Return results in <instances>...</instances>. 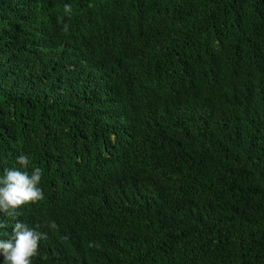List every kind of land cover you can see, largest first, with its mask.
<instances>
[{
	"label": "trees",
	"instance_id": "obj_1",
	"mask_svg": "<svg viewBox=\"0 0 264 264\" xmlns=\"http://www.w3.org/2000/svg\"><path fill=\"white\" fill-rule=\"evenodd\" d=\"M8 168L32 264H264V0H0Z\"/></svg>",
	"mask_w": 264,
	"mask_h": 264
},
{
	"label": "clouds",
	"instance_id": "obj_2",
	"mask_svg": "<svg viewBox=\"0 0 264 264\" xmlns=\"http://www.w3.org/2000/svg\"><path fill=\"white\" fill-rule=\"evenodd\" d=\"M65 15L72 13L70 5L64 6ZM61 22L63 17L58 18ZM69 25L64 24L63 30L68 31ZM20 166L27 169L30 165L29 157L21 155L17 158ZM42 177V170L34 168L31 175L27 171L5 169L3 178H0V211L8 218L16 220L17 210L26 204L36 203L44 198L43 191L38 185ZM0 227L6 224L0 223ZM51 227L55 228L53 222ZM42 234L30 229L17 220L13 227L12 237L0 240V253L6 264H32V258L37 255Z\"/></svg>",
	"mask_w": 264,
	"mask_h": 264
}]
</instances>
